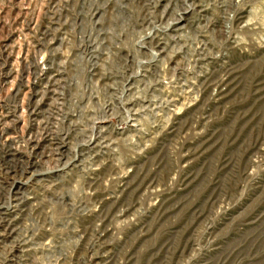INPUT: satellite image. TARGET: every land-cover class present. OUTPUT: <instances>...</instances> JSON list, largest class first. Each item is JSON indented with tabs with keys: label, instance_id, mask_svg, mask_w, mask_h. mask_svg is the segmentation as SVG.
Listing matches in <instances>:
<instances>
[{
	"label": "rangeland",
	"instance_id": "374dc122",
	"mask_svg": "<svg viewBox=\"0 0 264 264\" xmlns=\"http://www.w3.org/2000/svg\"><path fill=\"white\" fill-rule=\"evenodd\" d=\"M0 264H264V0H0Z\"/></svg>",
	"mask_w": 264,
	"mask_h": 264
},
{
	"label": "bare ground",
	"instance_id": "6f19581e",
	"mask_svg": "<svg viewBox=\"0 0 264 264\" xmlns=\"http://www.w3.org/2000/svg\"><path fill=\"white\" fill-rule=\"evenodd\" d=\"M61 142H62V141H61ZM61 142H60V144H62ZM59 146H61V145H59ZM94 147H97V144H94L93 146H91V149H93ZM58 150H59V151H58L57 154L59 155V156H58L59 159L57 158L56 160H57V161H62L63 158L65 157L64 151H62L61 149H58ZM56 156H57V155H56ZM39 175H40L39 173L36 174V172H33V173L31 174V177L34 179L36 176H39ZM21 183H22V182H21ZM19 184H20V182H19ZM17 186H18L17 188L19 189V188H21L22 185H21V186L17 185Z\"/></svg>",
	"mask_w": 264,
	"mask_h": 264
}]
</instances>
